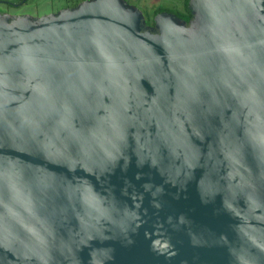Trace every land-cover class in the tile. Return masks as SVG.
<instances>
[{"label":"water","instance_id":"obj_1","mask_svg":"<svg viewBox=\"0 0 264 264\" xmlns=\"http://www.w3.org/2000/svg\"><path fill=\"white\" fill-rule=\"evenodd\" d=\"M0 15V264H264V0Z\"/></svg>","mask_w":264,"mask_h":264},{"label":"flooded vegetation","instance_id":"obj_2","mask_svg":"<svg viewBox=\"0 0 264 264\" xmlns=\"http://www.w3.org/2000/svg\"><path fill=\"white\" fill-rule=\"evenodd\" d=\"M84 1L87 0H0V15L40 18L47 15H56L62 10L74 9ZM125 1L130 5V2H132L141 7L145 4L140 0ZM181 7H183V3Z\"/></svg>","mask_w":264,"mask_h":264},{"label":"rangeland","instance_id":"obj_3","mask_svg":"<svg viewBox=\"0 0 264 264\" xmlns=\"http://www.w3.org/2000/svg\"><path fill=\"white\" fill-rule=\"evenodd\" d=\"M138 1V0H136ZM141 2L145 3L139 6L136 3H131V5L135 6L138 10L142 12L144 17H147V14L151 15V13L155 9H162L165 10L164 12L169 11L168 13L173 14L175 10H181V6L183 0H140Z\"/></svg>","mask_w":264,"mask_h":264},{"label":"trees","instance_id":"obj_4","mask_svg":"<svg viewBox=\"0 0 264 264\" xmlns=\"http://www.w3.org/2000/svg\"><path fill=\"white\" fill-rule=\"evenodd\" d=\"M188 1L189 0H183V7L181 10H175L173 12V14L179 18L182 21H185L186 23H188V21L191 19V12L188 8ZM165 10L162 9H155L151 15L147 14V17L145 18L146 20V25L147 26H153V18L156 14L164 12ZM169 12V11H167Z\"/></svg>","mask_w":264,"mask_h":264}]
</instances>
